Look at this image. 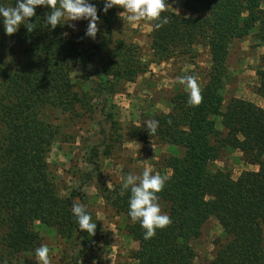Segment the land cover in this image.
Wrapping results in <instances>:
<instances>
[{"label": "trees", "instance_id": "1", "mask_svg": "<svg viewBox=\"0 0 264 264\" xmlns=\"http://www.w3.org/2000/svg\"><path fill=\"white\" fill-rule=\"evenodd\" d=\"M91 1L102 27L107 21L103 0ZM0 5L14 6L15 0H0ZM183 8L187 16L167 8L162 17L169 23L158 30L150 22L148 63L133 55L132 46L117 40L96 81L84 72L82 86L91 92L107 125L106 130L101 126L100 144L90 148L92 168L84 177L98 173L99 197L114 216H122L125 237L136 243L129 264H193L190 242L209 218L219 225L222 238L213 242L207 264H264V108L222 95L228 46L249 36L259 48L255 94L264 101V0H186ZM35 11L29 22L36 29L31 33L21 25L17 33L6 35L0 17V264H36L35 249L41 240L36 225L60 240L58 264H81L82 254L100 238L102 228L86 210L97 224L95 235L79 230L71 206L75 198L85 203V195L79 187L60 195L46 154L58 134L53 124L57 116L79 118L78 107L86 105L88 93L78 95L70 78L76 63L81 59L87 65L104 52L112 38L111 26L104 24L100 31L104 37L93 45L95 52L85 56L66 38L67 24L54 30L43 25L51 9L40 6ZM196 48L209 56L200 86L203 102L190 107L188 93L176 90L167 101V112H147L138 125L125 127L127 141L153 140L169 150L154 168L169 177L157 195L172 224L145 240V230L128 215L130 191L120 194L122 182L112 189L99 182L100 147L107 157L115 142L108 133L113 121L106 110L107 96L118 93L120 83L143 79L149 63L184 58ZM151 119L159 121V127L150 137L145 122ZM232 152L256 171H242L232 179L228 171L212 168Z\"/></svg>", "mask_w": 264, "mask_h": 264}, {"label": "rangeland", "instance_id": "2", "mask_svg": "<svg viewBox=\"0 0 264 264\" xmlns=\"http://www.w3.org/2000/svg\"><path fill=\"white\" fill-rule=\"evenodd\" d=\"M186 0H165L168 9L181 16H187L183 8ZM92 3V1L90 0ZM104 7V0H103ZM124 9L113 7L108 10L104 24L111 26V40L99 55H94L89 63L79 60L70 78L74 83V90L78 95L87 92L86 105L78 107L81 116L68 120V116H57L53 124L58 127V134L46 154L49 169L55 176V183L61 196L67 195L72 189L79 187L85 195L86 210L99 222L102 232L100 238L92 245L91 249L82 254L81 264H129L130 252L137 248L136 243L128 240L122 229V216H114V212L106 206L96 191L98 183L97 174L91 173L90 178L84 174L91 172L92 165L88 161L90 148L100 144L102 133L101 126L106 130L98 114V109L91 92L82 86L84 72H88L91 80L96 81L104 66L108 51H112L115 41H120L134 48L133 55L140 57L141 61L148 63L151 60L149 49L150 21L129 22L119 13ZM76 24V30L68 25L66 38L75 42L78 51L82 55L95 52L93 45L104 37L99 31L95 40L86 37L85 32L88 21L72 22ZM12 46V43L10 44ZM6 52L7 47L3 49ZM2 51V50H1ZM3 52V53H4ZM2 53V54H3ZM259 48H255L250 37L234 40L228 46L225 60L227 74L224 81L222 95L224 99L236 97L247 100L260 108L264 101L255 94L257 57ZM209 56L201 48L193 49L187 57H176L160 64H148V73L143 79H137L134 83H120V90L116 94L107 96V112L111 114L113 123L108 130L111 138H115L109 148V156H104V149L100 147L98 159L99 182L107 189H112L113 184L123 183L128 174H142L145 167L153 174H157L154 166L159 165L160 156L167 155L166 146H160L155 141L148 143L127 141L125 127L130 123L138 125L142 116L147 112H167V101L176 90L186 92L185 86L180 83V78L186 75L198 77L201 86L204 82V74L208 69ZM86 66V70L83 68ZM105 93V92H103ZM104 95V94H103ZM106 96V95H104ZM111 123V122H110ZM118 137V138H117ZM239 154L232 152L223 155L212 163L213 169L228 171L232 179H235L242 171H256L255 166L244 165L239 162ZM264 159V154H263ZM77 201V198L74 199ZM36 229L41 238L40 246L46 244L50 249L52 264H58L60 240L55 235H49L44 228ZM222 238V232L213 218H209L200 228L197 239L190 242L195 258L193 264H207L213 251V242ZM36 262V257H34Z\"/></svg>", "mask_w": 264, "mask_h": 264}, {"label": "clouds", "instance_id": "3", "mask_svg": "<svg viewBox=\"0 0 264 264\" xmlns=\"http://www.w3.org/2000/svg\"><path fill=\"white\" fill-rule=\"evenodd\" d=\"M40 6L51 9L45 14L43 24L47 28L50 26V30L65 24L76 30V24L72 22L86 20L88 25L85 36L93 40L96 39L100 31L98 27L100 17L97 6L90 0H15L14 6L0 5V17L3 18L5 34L14 35L21 25L27 28L28 33L33 32L36 29V24L29 21L30 18L36 16L35 10ZM113 7L124 9L119 15L120 17L126 16L129 22L147 20L153 22L154 28L157 30L169 23L167 17H162V13L168 8V3H165V0H104L103 12L105 14ZM180 83L185 86L188 93V106H199L203 102V95L198 77L186 75L180 78ZM145 127L151 137L156 134L159 121L148 120L145 122ZM168 179L167 175L153 174L147 167L144 168L142 174L130 173L123 179L120 194L124 195L125 191H130L128 215L134 223L139 222L145 230V240L154 238L157 229L162 230L172 224L170 216L162 212L157 195L163 191ZM71 211L77 219L79 230L94 236L97 224L92 222V216L86 211L85 206L79 201H74ZM35 257L36 264H52L50 249L46 244L35 249Z\"/></svg>", "mask_w": 264, "mask_h": 264}, {"label": "crops", "instance_id": "4", "mask_svg": "<svg viewBox=\"0 0 264 264\" xmlns=\"http://www.w3.org/2000/svg\"><path fill=\"white\" fill-rule=\"evenodd\" d=\"M263 106H264V104L261 105V107H263Z\"/></svg>", "mask_w": 264, "mask_h": 264}]
</instances>
